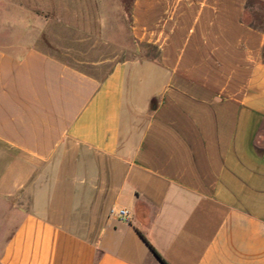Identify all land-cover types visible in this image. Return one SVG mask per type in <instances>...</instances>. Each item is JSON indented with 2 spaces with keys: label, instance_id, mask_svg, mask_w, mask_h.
<instances>
[{
  "label": "crops",
  "instance_id": "0c3cea01",
  "mask_svg": "<svg viewBox=\"0 0 264 264\" xmlns=\"http://www.w3.org/2000/svg\"><path fill=\"white\" fill-rule=\"evenodd\" d=\"M249 1L131 0L124 54L94 74L41 41L120 36L103 0H0V194L32 196L0 264H161L147 243L167 264H264Z\"/></svg>",
  "mask_w": 264,
  "mask_h": 264
},
{
  "label": "rangeland",
  "instance_id": "374dc122",
  "mask_svg": "<svg viewBox=\"0 0 264 264\" xmlns=\"http://www.w3.org/2000/svg\"><path fill=\"white\" fill-rule=\"evenodd\" d=\"M130 2L131 0H103L102 5L108 19L121 27L122 34L118 37L108 36L104 40H99L52 26L47 29V33L54 32L58 36L51 38L45 35L41 44L59 59L75 64L87 72L101 74L107 70L109 61L124 54L120 53L119 47L129 40L125 13L128 12ZM245 20L264 30V4L249 1ZM101 61H107V64H104L102 68L95 66ZM30 191L25 188L13 196L0 194V253L19 216L30 211L32 199Z\"/></svg>",
  "mask_w": 264,
  "mask_h": 264
},
{
  "label": "built area",
  "instance_id": "2783aa9c",
  "mask_svg": "<svg viewBox=\"0 0 264 264\" xmlns=\"http://www.w3.org/2000/svg\"><path fill=\"white\" fill-rule=\"evenodd\" d=\"M111 214H115L121 220H126L129 216V213L126 209L111 210Z\"/></svg>",
  "mask_w": 264,
  "mask_h": 264
},
{
  "label": "trees",
  "instance_id": "16d2710c",
  "mask_svg": "<svg viewBox=\"0 0 264 264\" xmlns=\"http://www.w3.org/2000/svg\"><path fill=\"white\" fill-rule=\"evenodd\" d=\"M143 238V237H142ZM143 240L145 241V239L143 238ZM146 242V241H145ZM147 243V242H146ZM147 245L149 246L151 252L156 256V258L160 261L161 264H167L161 257L160 255L147 243Z\"/></svg>",
  "mask_w": 264,
  "mask_h": 264
}]
</instances>
